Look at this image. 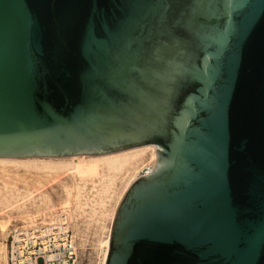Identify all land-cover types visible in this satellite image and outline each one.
<instances>
[{"label": "water", "instance_id": "water-1", "mask_svg": "<svg viewBox=\"0 0 264 264\" xmlns=\"http://www.w3.org/2000/svg\"><path fill=\"white\" fill-rule=\"evenodd\" d=\"M144 146L106 264H264V0H0V157Z\"/></svg>", "mask_w": 264, "mask_h": 264}, {"label": "rangeland", "instance_id": "rangeland-1", "mask_svg": "<svg viewBox=\"0 0 264 264\" xmlns=\"http://www.w3.org/2000/svg\"><path fill=\"white\" fill-rule=\"evenodd\" d=\"M138 149L76 157H0L4 160L0 161V248L7 246L6 258L0 255V264H8L13 226L65 208L79 248L78 263L102 264L106 253L102 245L111 237L116 214L132 184L125 191L127 185L145 169L153 171L157 166V161H149L141 168L134 165L136 169L131 160H124L140 152L133 151ZM117 157L121 158L118 163H107ZM72 158L82 162L80 170Z\"/></svg>", "mask_w": 264, "mask_h": 264}, {"label": "built area", "instance_id": "built-area-1", "mask_svg": "<svg viewBox=\"0 0 264 264\" xmlns=\"http://www.w3.org/2000/svg\"><path fill=\"white\" fill-rule=\"evenodd\" d=\"M65 209L12 227L8 264H79V248Z\"/></svg>", "mask_w": 264, "mask_h": 264}, {"label": "bare ground", "instance_id": "bare-ground-1", "mask_svg": "<svg viewBox=\"0 0 264 264\" xmlns=\"http://www.w3.org/2000/svg\"><path fill=\"white\" fill-rule=\"evenodd\" d=\"M139 148L138 150H133V151H140V152H137L136 154H133L131 156H128V157H125V161H132L130 162L132 164L133 167L137 166V168H141V166L143 167L145 164H147V162L149 161H152L154 164H156V161H157V149L153 146H147L144 148H140V147H137ZM132 149H136V148H131V149H127V150H132ZM127 150H123V151H127ZM123 151H120V152H123ZM120 152H115V153H120ZM114 154V153H112ZM109 155V154H107ZM128 155V154H127ZM78 156V155H77ZM72 157H76V156H72ZM80 158V157H79ZM5 159H18V158H5ZM121 158L117 157V158H112L111 160H108L107 163L109 164H116L120 161ZM0 161H4V160H0ZM74 167L78 170H80V167H81V161L78 160V158H72L71 159ZM135 165V166H134ZM157 167V166H156ZM155 167V169H156ZM136 168V167H135ZM136 168V169H137ZM139 170V169H138ZM58 176V175H57ZM134 177V176H133ZM56 180V179H55ZM53 183V182H52ZM133 183V181H131L127 187H126V190H128V188L130 187V185ZM38 191V190H37ZM124 191V192H125ZM123 192V193H124ZM125 194V193H124ZM123 195V194H122ZM122 197V196H121ZM58 210V209H57ZM65 210L68 212V215H69V211L68 209L65 208ZM57 211H51L50 213L48 214H43L42 216H49V217H53L54 214L56 213ZM40 216V215H38ZM115 216V214H114ZM37 217V216H36ZM35 217V218H36ZM112 217V216H111ZM70 218V216H69ZM34 219V218H33ZM114 219V218H113ZM71 220V219H70ZM4 225V224H3ZM2 225V226H3ZM110 240H111V237L109 236L107 238V240L104 242V244L102 246H104V248L106 249V253H104V257H103V261H102V264H106L107 263V259H108V254H109V248H110ZM101 246V245H100ZM0 255H6L7 253V246L5 244L2 245V247L0 248ZM3 256V259L6 258V256L4 257ZM1 259V257H0ZM2 259V260H3ZM1 260V261H2Z\"/></svg>", "mask_w": 264, "mask_h": 264}]
</instances>
